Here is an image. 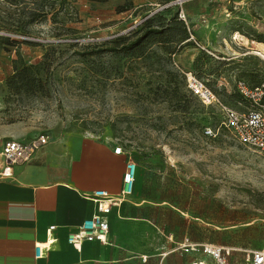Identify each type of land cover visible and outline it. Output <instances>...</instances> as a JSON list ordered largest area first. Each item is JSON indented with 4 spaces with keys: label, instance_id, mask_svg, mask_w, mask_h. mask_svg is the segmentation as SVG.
I'll return each instance as SVG.
<instances>
[{
    "label": "rangeland",
    "instance_id": "1",
    "mask_svg": "<svg viewBox=\"0 0 264 264\" xmlns=\"http://www.w3.org/2000/svg\"><path fill=\"white\" fill-rule=\"evenodd\" d=\"M176 13L191 34L175 53L155 44L142 57L92 54L153 14L161 21ZM259 37L264 0H0V143L109 138L136 163L125 221L134 250L147 254L143 264H160L162 253L164 264L173 255L190 262L195 253L169 252L186 240L232 247L231 261L245 264L250 249L264 247V155L221 121L223 106L254 105L229 95L241 71H264ZM46 53L45 91L8 87L16 66ZM192 75L218 101L195 93Z\"/></svg>",
    "mask_w": 264,
    "mask_h": 264
},
{
    "label": "crops",
    "instance_id": "2",
    "mask_svg": "<svg viewBox=\"0 0 264 264\" xmlns=\"http://www.w3.org/2000/svg\"><path fill=\"white\" fill-rule=\"evenodd\" d=\"M116 146L109 138L65 134L39 146L29 163L15 166L13 179H0V264H143L147 261L144 251L133 248L136 235L129 234L132 223L125 221L124 202L114 206L108 215L109 242L84 240L78 246L67 238L97 211L90 199L94 191L104 189L113 196L120 194L131 156L116 153ZM47 242L52 248L37 256V243ZM136 251L141 252L139 257L135 256ZM169 252L177 250L173 248ZM160 256V264H164L169 253ZM173 256L174 264H190L198 258L186 262L182 255ZM230 263L235 264L231 259Z\"/></svg>",
    "mask_w": 264,
    "mask_h": 264
},
{
    "label": "built area",
    "instance_id": "3",
    "mask_svg": "<svg viewBox=\"0 0 264 264\" xmlns=\"http://www.w3.org/2000/svg\"><path fill=\"white\" fill-rule=\"evenodd\" d=\"M180 18L185 17L180 14ZM188 81L191 89L203 100L218 101L216 95L195 76H190ZM237 86L254 105L244 112L223 106L224 117L221 126L231 131L240 143L249 145L264 155V103H262L264 84L255 89H250L243 82H239ZM49 141V135L41 134L37 139H8L0 143V179H13L14 167L29 163L39 146ZM115 152L123 153L121 146L117 145ZM136 175V163L130 159L124 174L123 188L118 196H113L104 189L94 191L90 199L96 204L97 211L85 219L76 232L68 235L69 243L79 246L84 240L109 242L111 227L108 215L114 206L120 205L132 196ZM54 230L55 228L52 229V234ZM53 240L57 242V238ZM51 248L49 242L37 243L36 255L43 256ZM175 250L198 254V258L190 264H231L230 258L234 251L232 247L226 245L189 240L177 243ZM245 264H264V247L250 249Z\"/></svg>",
    "mask_w": 264,
    "mask_h": 264
},
{
    "label": "trees",
    "instance_id": "4",
    "mask_svg": "<svg viewBox=\"0 0 264 264\" xmlns=\"http://www.w3.org/2000/svg\"><path fill=\"white\" fill-rule=\"evenodd\" d=\"M16 2L17 0H11ZM54 8V7H52ZM50 10L43 11L46 16ZM190 30L183 19H180L176 14L169 19H157V14L147 17L136 29L129 31L126 34L118 35L117 37L103 42L96 47L92 54H123L132 57H142L147 55V51L155 44H161L175 53L184 45L189 44L187 41L190 38ZM261 41L264 37H259ZM91 54V53H90ZM49 54H45L40 61L29 64L16 66L12 75L7 79L9 88L16 92L25 94H36L43 92L49 83V67L45 66V59ZM243 82L250 89L259 88L264 84V71L261 69L248 68L240 72L236 83V91L230 94L229 97L233 101L251 102L238 89L237 84ZM264 103V96L262 98Z\"/></svg>",
    "mask_w": 264,
    "mask_h": 264
}]
</instances>
